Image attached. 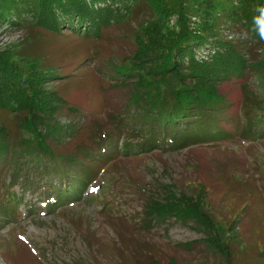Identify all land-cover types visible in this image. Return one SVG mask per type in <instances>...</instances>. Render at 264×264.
Segmentation results:
<instances>
[{
    "label": "trees",
    "instance_id": "1",
    "mask_svg": "<svg viewBox=\"0 0 264 264\" xmlns=\"http://www.w3.org/2000/svg\"><path fill=\"white\" fill-rule=\"evenodd\" d=\"M261 6L264 0H0V24L26 33L0 52V212L20 203L8 191L15 185L26 191L41 182L57 204L78 197L121 152L264 137ZM109 27L120 31L127 53L101 44ZM46 35H75L86 48L56 59L37 47ZM89 60L106 85L100 114H84L65 88L48 86L72 79L59 73L65 63L76 71ZM229 85L239 91L234 101ZM53 179L60 189L51 188ZM198 182L194 195L158 185L144 204V220L192 223L206 244L231 257L240 212L250 201L226 219L214 210L213 189L204 178ZM137 264L174 262L150 256Z\"/></svg>",
    "mask_w": 264,
    "mask_h": 264
},
{
    "label": "rangeland",
    "instance_id": "2",
    "mask_svg": "<svg viewBox=\"0 0 264 264\" xmlns=\"http://www.w3.org/2000/svg\"><path fill=\"white\" fill-rule=\"evenodd\" d=\"M119 33L117 27L105 30L101 44L107 51L115 45L120 54L128 52ZM25 36L24 30L1 23L0 52L23 42ZM82 40L75 35H46L37 47L56 59L71 57L85 50ZM95 64L89 60L72 71L73 66L65 63L59 73L72 79L50 80L48 86L65 88L66 99L84 114H100L101 86L106 85ZM225 90L231 101L239 95L234 85ZM70 150L68 146L66 152ZM202 178L213 189L214 210L226 219L250 201L240 212L231 257L206 244V236L192 223L144 220V204L159 193L158 185L194 195ZM51 188L60 189V182L53 179ZM49 189L40 182L26 191L18 185L8 190L21 201L12 211L5 206L0 212V264H137L150 256L174 264H264V137L178 150L121 152L78 197L57 204ZM214 221L228 235L230 228L218 217Z\"/></svg>",
    "mask_w": 264,
    "mask_h": 264
},
{
    "label": "clouds",
    "instance_id": "3",
    "mask_svg": "<svg viewBox=\"0 0 264 264\" xmlns=\"http://www.w3.org/2000/svg\"><path fill=\"white\" fill-rule=\"evenodd\" d=\"M261 15L256 18V24L258 25V35L260 40L264 41V6L258 7L257 9ZM243 39L247 38V35H242Z\"/></svg>",
    "mask_w": 264,
    "mask_h": 264
}]
</instances>
